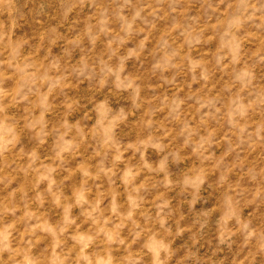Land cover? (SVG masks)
Here are the masks:
<instances>
[{"label":"clouds","instance_id":"obj_1","mask_svg":"<svg viewBox=\"0 0 264 264\" xmlns=\"http://www.w3.org/2000/svg\"><path fill=\"white\" fill-rule=\"evenodd\" d=\"M0 264H264V0H0Z\"/></svg>","mask_w":264,"mask_h":264}]
</instances>
